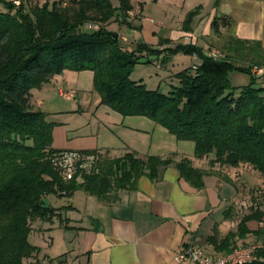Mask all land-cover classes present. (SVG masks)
Returning <instances> with one entry per match:
<instances>
[{
  "label": "trees",
  "instance_id": "obj_1",
  "mask_svg": "<svg viewBox=\"0 0 264 264\" xmlns=\"http://www.w3.org/2000/svg\"><path fill=\"white\" fill-rule=\"evenodd\" d=\"M131 10L130 0H118L117 7L108 0H59L51 6L34 2L27 9L23 1L16 7L0 0V264H26L36 252L28 241L31 223L49 221L57 211L42 207L48 198H70L81 190L107 200L110 193L132 190L140 176L155 179L159 168L171 164L189 185L203 188L205 172L189 160L142 159L133 152L117 158L98 153L90 173L64 180L51 164L61 153L51 148L54 124L29 104L32 90L64 71L92 73L100 105L123 117H145L177 141L191 142L195 159L211 156L210 166L248 169L264 181V88L256 87L252 76L239 88L229 81L230 73L250 75V68L236 66L230 56L213 59L193 45L160 50L138 43L132 51L123 50L117 34L108 35L106 26H128ZM196 14L186 16L184 30ZM87 23L98 29L78 32ZM227 26L224 17L211 23L214 33ZM235 43L229 53L240 51V42ZM179 53L196 56L200 64L175 74L176 85L167 94L130 80L139 60L149 63L155 57L162 65ZM248 222H261L264 229V211L255 209L240 218L235 234L219 243L226 246L225 254L249 234ZM256 255L262 261L251 264H264V252L257 250Z\"/></svg>",
  "mask_w": 264,
  "mask_h": 264
},
{
  "label": "crops",
  "instance_id": "obj_2",
  "mask_svg": "<svg viewBox=\"0 0 264 264\" xmlns=\"http://www.w3.org/2000/svg\"><path fill=\"white\" fill-rule=\"evenodd\" d=\"M130 5L128 26L119 25L125 30H110L117 34L123 50L132 51L138 43L160 50L193 45L208 55V50L221 47L228 51L229 46L240 42V52L252 46L264 52V0H130ZM193 11L197 14L189 30H184L183 22ZM221 17L230 26L214 33L211 23ZM161 41L169 43L158 46ZM174 57L167 61L172 64L168 69L150 58L155 68L165 73L163 80L174 79L181 72L174 68ZM197 59L191 56L190 72L200 64ZM143 60L146 64V58ZM91 83L92 73L88 71H64L30 92V107L46 114L47 121L54 124L53 150L98 152L111 158L133 152L142 159L169 158L174 163L187 159L194 168L205 172L203 188H193L171 164L159 168L155 179L140 176L132 190L110 193L107 200L81 190L64 204L58 200L52 203L48 198V205L57 211L49 221L31 223L28 241L36 252L24 262L178 264L174 254L188 243L208 256L225 255L226 246L218 247L219 243L235 234L240 218L249 214L237 217L240 194L235 177L241 169L210 166L211 156L194 158L191 142L177 141L145 117H123L99 105V97L91 93ZM175 85L176 81L170 84ZM58 91L72 93L73 99L60 98ZM58 97L66 102H59ZM246 228L249 234L244 240H237V246L254 240L258 250L264 252L263 223L248 222ZM234 242L230 241L231 246Z\"/></svg>",
  "mask_w": 264,
  "mask_h": 264
},
{
  "label": "rangeland",
  "instance_id": "obj_3",
  "mask_svg": "<svg viewBox=\"0 0 264 264\" xmlns=\"http://www.w3.org/2000/svg\"><path fill=\"white\" fill-rule=\"evenodd\" d=\"M5 1L10 2L12 5H14L15 1H18L19 3L23 1L26 9L31 4L34 3V0H27V1L26 0H5ZM35 1L39 5H43L47 3L48 6H51L53 2H57L59 0H35ZM63 1L66 2L67 0H63ZM108 1L113 7L118 5V0H108ZM89 24L91 23H87L83 27L86 29L87 25ZM114 24H115L114 22H111L108 26H106V28H108L109 31L113 30L116 32L117 31L122 32L123 30H125V28H123L122 26H119L116 24L114 25ZM83 27H81V29L78 32H88V30H83ZM97 29H98V26H97ZM208 51H209L208 52L209 54L215 55L217 59L222 60L225 57L230 56L229 58L236 66L243 67V68H247V67L250 68V75L243 74V73H230L229 74V81L232 87L239 88V87L247 85L252 76L256 78V87L264 88V77H262V75L264 74V68L261 69V73H256L255 69L257 68L256 66L252 65L256 63V64H261L264 67V52H260L257 48L253 46L249 47L245 51H241V52L239 51L238 54L229 53L228 51H226L224 48H221V47L217 50H214L213 52L211 50H208ZM174 58L175 59H174L173 64H174L175 69H178V71H183V70L189 71L190 70V64L192 63L191 56L179 53V54H176V57ZM198 61L199 59H197L196 62ZM171 65H172L171 62L170 63L166 62L162 64V67L168 69ZM73 73H78V72H73ZM164 74L165 73L163 71L157 70L155 66L152 64V62H149L146 64H136L130 74V80L133 82L135 81L138 83H143L148 90L149 89L158 90L159 92L163 94H167L171 90V87H172L170 86V84L173 85L175 83V80L173 78H164L163 80V77L165 76ZM156 77L160 79L157 80L155 79ZM155 80H156V84H154L155 86H153V83H155ZM91 88H92L91 93L93 94V96H98V94L93 90L92 86ZM57 100L63 103L66 102L60 99L59 97L57 98ZM66 104H69V103H66ZM99 105H100V99H99ZM256 174L253 173L251 170L241 169L240 174L236 175L235 177L236 179L235 183L237 184V187L239 188V194H240V197H238L239 203H238V210H237V217L239 218L243 215V213H250L252 210H255V209L264 211V181L260 179L259 175H256ZM50 200L52 201V203L58 200L59 203L64 204L66 203L68 198H59V199L50 198ZM235 245H239V244H235ZM240 245L258 246V243L255 242L254 240H248L247 242H243Z\"/></svg>",
  "mask_w": 264,
  "mask_h": 264
},
{
  "label": "built area",
  "instance_id": "obj_4",
  "mask_svg": "<svg viewBox=\"0 0 264 264\" xmlns=\"http://www.w3.org/2000/svg\"><path fill=\"white\" fill-rule=\"evenodd\" d=\"M15 1L14 5L19 6ZM83 30L96 31L94 24L87 25ZM209 57L217 59L215 55L208 54ZM195 68H193L194 70ZM256 73H261V69H255ZM58 96L66 101L73 99L72 93H63L58 91ZM98 159V152L95 154H84L81 152H61L56 155L51 164L53 168L60 173L64 180H70L75 174L83 172L90 173ZM258 248L256 246H237L229 253L222 256H208L200 249L188 243L183 249L177 250L174 254V261L178 264H251L256 261H262L256 255Z\"/></svg>",
  "mask_w": 264,
  "mask_h": 264
},
{
  "label": "water",
  "instance_id": "obj_5",
  "mask_svg": "<svg viewBox=\"0 0 264 264\" xmlns=\"http://www.w3.org/2000/svg\"><path fill=\"white\" fill-rule=\"evenodd\" d=\"M108 35H110L111 37H113V38H115L116 37V35L115 34H113V33H108ZM151 60H155V58L154 57H152L151 58ZM145 63V61L143 60V59H141V60H139L138 62H137V64H144ZM42 207L43 208H46V207H48V200H44L43 201V205H42Z\"/></svg>",
  "mask_w": 264,
  "mask_h": 264
}]
</instances>
